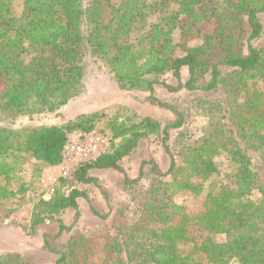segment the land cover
<instances>
[{"label": "trees", "instance_id": "trees-1", "mask_svg": "<svg viewBox=\"0 0 264 264\" xmlns=\"http://www.w3.org/2000/svg\"><path fill=\"white\" fill-rule=\"evenodd\" d=\"M262 14L264 0H0V203L26 191L10 188L26 158L41 169L55 167L69 134L97 129L108 137L106 149L61 179L50 200L33 203L24 227L29 236L68 209L76 222L77 201L88 199L77 185H97L91 170L123 173L122 162L144 140L160 138L170 157L165 174L153 166L132 222L117 211L102 233L87 236L58 221V234H72L55 264H264V38L252 44L262 37ZM177 31L180 44L173 42ZM85 58L99 61L121 91L220 89L224 101L207 104L198 142L176 154L167 146L168 131L183 124L175 112L177 119L163 128L125 108L59 125H13L56 113L79 97ZM183 68L182 86L164 81L180 80ZM219 157L226 170L216 182ZM183 193L204 196L202 209L191 213L177 204ZM6 217L0 215V227ZM0 264L30 263L13 252L0 255Z\"/></svg>", "mask_w": 264, "mask_h": 264}, {"label": "rangeland", "instance_id": "rangeland-1", "mask_svg": "<svg viewBox=\"0 0 264 264\" xmlns=\"http://www.w3.org/2000/svg\"><path fill=\"white\" fill-rule=\"evenodd\" d=\"M15 9L17 12H21L22 6L19 1L15 2ZM259 19L263 26V33L261 39L252 41L256 47L264 38V14L260 15ZM178 23L183 28L187 26L185 17H181ZM211 28L213 27L211 26ZM181 41L179 31H177L173 35V42L180 44ZM196 44L197 41H189L187 46L193 47ZM246 52V48L243 47V53L246 54ZM84 64L83 91L79 97L56 113L36 116L31 120L19 118L13 125L15 127L59 125L74 120L80 115L94 112L112 114L118 108H125L141 117L153 118L163 128L175 121L176 114H179L183 124L179 129L168 131L167 141L169 151L176 154L177 149L181 146L195 145L198 142L202 129L206 125L207 104L224 101L220 89L210 92H188L184 89L169 92L163 86L156 85L152 94L121 91L99 61L85 58ZM227 71V69L221 70L223 74ZM187 77V69L183 68L180 80L166 76L164 81L173 87L182 86ZM158 103L170 106L173 111L160 107ZM107 145V135L97 129L83 135L71 133L68 135L61 164L78 165L82 161L96 157L106 149ZM169 162L170 157L164 151L160 138L144 140L134 153L122 162L123 173L115 170H91L90 176L97 179V185H77L79 189L86 192L88 199L77 201L79 218L76 222L74 220L75 211L68 209L60 217L39 226L36 235L29 236L24 227L27 228L29 224L33 203L50 191L54 184L49 178H58V170L52 167L41 169L34 160L26 158L20 171L15 174L10 183V188L13 191H18L21 188L26 191L0 203V215L7 216L4 219V225L0 227V255L16 252L30 264H55L58 258L57 253L63 249L72 231H79L87 236L102 233L110 226V220L117 211L123 212L128 221L132 222L137 212L136 200L154 177L153 166H155L156 172L163 175L168 169ZM216 162L221 172L215 180L218 182L223 178L226 164L225 160L220 157L216 158ZM141 167L142 175L139 178ZM262 176L264 177V172H262ZM164 180H168V178L166 177ZM203 198L204 196L195 197L190 193H183L175 198V202L193 213L202 209ZM93 211L102 216H108V218L103 220ZM58 221H61L65 226L72 225V231L58 234ZM189 233L194 234V228Z\"/></svg>", "mask_w": 264, "mask_h": 264}, {"label": "built area", "instance_id": "built-area-1", "mask_svg": "<svg viewBox=\"0 0 264 264\" xmlns=\"http://www.w3.org/2000/svg\"><path fill=\"white\" fill-rule=\"evenodd\" d=\"M93 158L94 157H91L90 159H93ZM86 161H88V160H86ZM62 162H63V160H62ZM82 162H84V161H82ZM61 163L59 165L55 166V167H52V168H56L58 170V178H53V177L49 178V180L51 181V183H53L54 185L51 187V189H50L49 192H47L44 196H42V200H44V201L50 200L55 185H57L59 183V182L57 183V181L59 179L67 178L69 176V174L72 171H74L75 168L77 167L76 164L74 165V164H71L70 163L68 165H65V163H63V164H61Z\"/></svg>", "mask_w": 264, "mask_h": 264}]
</instances>
